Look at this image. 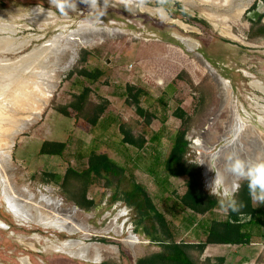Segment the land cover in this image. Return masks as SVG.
<instances>
[{
  "label": "rangeland",
  "instance_id": "obj_1",
  "mask_svg": "<svg viewBox=\"0 0 264 264\" xmlns=\"http://www.w3.org/2000/svg\"><path fill=\"white\" fill-rule=\"evenodd\" d=\"M208 1L97 0L86 5L77 0L76 10L61 14L49 0H0V109L7 118L4 128L12 130L11 142L0 153L4 154L9 182L17 192L39 203L45 204L47 198L56 201L59 217L76 205L70 214L83 228L69 234L19 219L0 197V221L6 226L0 227V264H137L138 258L159 251L158 242L147 235L153 225L159 230L157 222L149 216L140 218L136 208L122 198L134 183L142 185L164 214L176 242L204 240L200 223L226 217L219 204L202 214L180 208L177 201L186 189L187 177L172 176L162 166L144 172L136 165L137 156L125 161L127 171L111 176L109 186L105 179L96 178L86 190L93 205L80 207L70 199L78 180H71L66 187H62L60 176L42 180L43 169L48 167L43 158L35 156L43 140H66L69 152L63 155L59 173L66 168L77 170L78 144L86 141L88 134L73 123H83V119L71 108L66 116L56 108L67 106L84 83H94L77 73L67 76L70 71L100 68L103 74L97 85L104 92L117 84H133L137 75L148 83L154 99L150 106L153 128L145 135L148 148L134 149V154L139 152L145 158V164L149 154L153 164L156 155L162 164L174 135L182 128L189 141L183 160L198 166L206 193L210 194L207 185L215 177L209 168L213 163L222 171L224 157L233 152L244 158H264V37L249 38L259 17L264 21V0H249L239 15L233 9L246 0ZM210 11L231 16L216 22L204 14ZM71 31L78 32L69 36ZM189 39L195 47L185 42ZM217 81L225 84L223 90ZM35 84L54 88L43 109L23 122L29 113L12 104L17 94L29 95ZM90 97L98 103L95 100L101 101L98 97L102 96L95 92ZM176 106L184 109V121L172 117ZM125 108L134 113V106L126 104ZM126 119L132 126L129 130L143 136L144 125L131 116ZM155 127L160 131L153 137ZM115 152L119 161L127 159L124 151ZM32 213L30 209L27 215ZM121 223L123 228L118 227ZM130 233L139 241L127 243L134 237ZM187 251L199 264H216L219 257L228 258L226 264H243V245L218 248L215 253L224 256H209L205 249L201 253L195 248ZM262 251L264 262V248ZM97 255V261L90 259Z\"/></svg>",
  "mask_w": 264,
  "mask_h": 264
},
{
  "label": "trees",
  "instance_id": "obj_2",
  "mask_svg": "<svg viewBox=\"0 0 264 264\" xmlns=\"http://www.w3.org/2000/svg\"><path fill=\"white\" fill-rule=\"evenodd\" d=\"M200 23L205 24L204 19H197ZM249 33V38L264 37V21H260ZM77 73L92 81L97 80L102 74L103 70L100 68L87 69L82 68L77 71H70L67 76ZM127 97L126 101L133 104L136 110L144 115L145 124L150 123L149 112H143L140 109V100L142 90L131 85H126ZM91 89L84 86L78 93L73 94V99L67 106L56 108L63 115H69L68 108H71L77 115L81 116L90 124H94L98 116L103 112L106 100H101L98 103L90 101ZM174 116L180 120H185V111L177 106L173 111ZM123 133V141L132 145L140 147L144 143L143 136H134L129 130L121 128ZM158 133H154L153 137ZM151 137V138H153ZM189 141L186 138V130L184 128L177 130L171 143V147L166 158L163 161V168L172 176L185 175L186 189L184 193L179 196L178 205L180 208H188L197 213H205L212 210L217 204V199L206 193L201 188L200 169L196 164H186L183 160L184 153L187 150ZM65 147V142L57 140H43L40 143L38 153L40 154H60ZM122 169L116 165L105 153H91L88 157V166L77 171L72 168H66L64 174L60 177L62 187H66L71 180H78V187L70 197L78 206L89 208L93 205V201L86 198V190L96 178L101 177L105 182H109L106 177L107 174H116ZM58 175L53 172L44 171L42 173V180H54ZM125 203L133 206L139 213L140 218L149 216L154 219L159 230L153 225L152 233L147 232L150 240L158 242L160 250L149 255L142 256L137 259V264H199L195 262L189 255L188 249L195 248L199 253L203 252L208 244H248L251 235L247 230L245 224L255 220L256 209L253 207L251 198L247 189V183L241 181V188L237 195L238 202H243L244 208L239 213L227 212L224 219L211 218L205 219L200 223L202 232L205 236L204 240L199 242H176L172 238V233L165 219L164 214L159 211L152 200L148 196L143 187L137 183L133 184V188L124 193L122 197ZM243 217H248L243 220ZM161 232L162 236L159 234ZM209 259H207V262ZM223 257H219L216 264H222Z\"/></svg>",
  "mask_w": 264,
  "mask_h": 264
},
{
  "label": "crops",
  "instance_id": "obj_3",
  "mask_svg": "<svg viewBox=\"0 0 264 264\" xmlns=\"http://www.w3.org/2000/svg\"><path fill=\"white\" fill-rule=\"evenodd\" d=\"M138 76L140 77V75H137L136 82H133V84L130 83L128 85L134 86L135 88L142 90V96H141V100L139 103L140 109L143 112L147 111L151 114L150 106H151L152 101L154 100L152 99L153 95L150 89H148V83H146L145 79L141 77L140 79H138ZM89 81L94 82V83L93 84L84 83V86L90 87L91 89L90 94L95 93V92L98 93L100 96H102L98 98H100L101 100H106L107 103L105 105L103 112L98 116L94 124L88 123L83 118H82L83 123H80V122L73 123L74 124L73 127L84 129L86 133L88 134L86 141L84 140L79 141V144H78L79 149H77V153L75 154V156L78 157V162L80 165L75 168L77 170L85 169L88 166V157L91 153L93 152L98 153V154L105 153L109 159L115 162L116 165H118L122 169L121 172H115L116 174L106 175V177L109 180L107 186H109L111 184V180H110L112 178L111 176H114V175L116 176L121 173L125 174V172L127 171L126 170L127 163L125 161H128L129 159H134L135 156H137V160H138L136 161L137 162L136 165L138 166L139 169L143 170L144 172L146 170L150 171L153 168V166L155 167V169L156 167L162 166L163 163L158 164V162H160V157L158 155L155 156V159H154L155 162L153 164L152 155L149 154L148 159H147V164H145L146 162L145 158L142 157V155H140L139 152L134 154V149L137 151H144L146 150V148H148L147 146L149 143L148 141L145 140V135L148 131L151 132L152 130L151 128L153 127H151V123H152L151 120L149 124H145L144 115L139 113L133 104H130V105L134 106V113H128V110L125 108V105L129 104L126 101V97H127L126 85L127 84L123 86L120 84H117L115 88H113L111 91L104 92L97 85V80L92 81L89 79ZM79 91H77L76 93H78ZM89 98L91 102H94L92 101L90 96ZM95 102H99V101L95 100ZM175 108L172 110L171 115L172 117L179 119L173 114V111L175 110ZM123 114L125 117H123ZM130 116L135 120L134 122H136L137 120L138 122H140V125H144L140 131L143 135L144 143L140 147H137L135 145H132L128 142L123 141V133L121 131V128L123 127L126 130H129L130 128H132V126L126 123L127 121L126 117H130ZM153 117H154L153 114H151L150 118L152 119ZM123 123L126 125L123 126ZM153 130H154V133H158V130L160 131V129H157L156 127ZM129 131L130 133L133 134V130H129ZM74 132L76 133L77 131L75 130L73 131V133ZM49 140H53V139H49ZM57 141L65 142V147L60 154H40L38 153V150H37L35 152V156L40 160L41 158H43L42 161H44L45 165L48 167L47 169H49V170L43 169L44 171L56 173L58 177L59 176L61 177L64 174L66 169H64L63 173L60 174L59 173L60 163L62 161L64 153H66V150H68L67 148L68 143L66 140H57ZM115 151H124L127 159L119 161V159L116 158L115 156V153H116ZM42 156H47V157H42ZM79 157H82L84 159L83 163H80L82 162V160H80ZM139 160H143L142 163ZM50 169H54V170H50ZM252 205L256 209V217L254 221H251L245 224L247 230L249 231L251 235V238L248 244H243V257H242L243 259H241L240 262H242L243 264H264L263 260H261V254H263L262 250L264 248V244H263L264 243V205L260 204L256 206V204H254L253 202H252ZM121 214L122 213H118V215H121ZM118 227L123 228V224L122 223L119 224ZM134 237H136V240H139L136 235ZM228 245L240 246L238 244H208L205 250L208 252L209 256L213 254H215V256H219V255L224 256L223 254H218L215 252L218 248H221L222 246H228ZM223 258H224L223 264L228 263L229 259L226 257H223ZM234 260L232 261L234 262Z\"/></svg>",
  "mask_w": 264,
  "mask_h": 264
},
{
  "label": "bare ground",
  "instance_id": "obj_4",
  "mask_svg": "<svg viewBox=\"0 0 264 264\" xmlns=\"http://www.w3.org/2000/svg\"><path fill=\"white\" fill-rule=\"evenodd\" d=\"M225 1H228V0H220V3L223 4ZM248 1L249 0H246V2H243L244 4L239 5L237 8L233 9V11H235L236 14L239 15L242 12L243 8L245 7V5L247 4ZM213 2L217 3V0L213 1ZM215 3H214V5H216ZM155 10L159 11L160 15L162 17H164V18L167 17L165 12H163L161 9H155ZM204 14L208 18L214 19L216 22L221 21V20H227L228 17L231 16V13H227V14L225 13L224 14V13H217L214 11L204 12ZM78 31H80V30H78ZM78 31H71L69 36H72L73 34L77 33ZM64 39H66V37ZM182 42H183V40H182ZM185 42L191 48L196 46V43H194L190 39L185 40ZM54 43H55V40L47 42L46 45H51ZM217 82L220 86V89L223 90L225 88V84L221 81H217ZM53 88H54V86H52V85L46 89L40 88V85L35 84L30 89L29 95L25 94L26 96H20L17 94L15 101L13 102L12 105L16 106L18 109L22 110L23 112L29 113L27 115V117L22 119L23 122L24 121L29 122L28 120H31V118L33 116H36V114L43 109V107L46 105L48 98L50 97V94H51V91L53 90ZM6 119L7 118L3 116V113L0 109V128H4V123H5ZM18 124L20 125L21 123L18 122ZM10 129L11 128L2 129V130H4V133H0V149L4 148L5 146H7L11 142L10 137H12V134H11L12 130L9 131ZM5 131H6V133H5ZM14 133H16V131ZM3 160H4V154L2 152V153H0V193H1L0 197L7 203V205L13 211L14 215L17 218H19V219L21 218V219L27 220V221H32L36 224L42 225V227H54V228L58 229L59 231H64V232L69 233V234L75 233L78 231H82L83 228L79 224H77V222L76 223L74 222L73 216H71V214H70L77 209V207H75V205L73 206V209H71V210H67L65 212L62 211V213L64 215H62V217H59L58 215H56V213H59L61 211L58 208H56V201H54L53 199L47 198V199H45V202H44L45 204H43V203L37 202V200H33L32 198H29L28 196L20 194L12 186V183L9 182V178L7 176L8 174L6 173V170L4 168L5 165H4ZM30 209H32L33 213L31 215H27L28 211ZM132 235L135 236V234L130 233V236H132ZM135 240H136L135 237H131V239L126 240V242L129 244L135 243V242H133ZM136 241H139V240H136ZM68 242H71V241L69 240ZM57 247L59 249L61 246H57ZM61 249H64L68 252H73L70 249H66L64 247H61ZM80 249H81V247H80ZM73 253L75 255H82L83 251H74ZM99 257L100 256L97 255L95 257H91L90 259L93 261H97L99 259Z\"/></svg>",
  "mask_w": 264,
  "mask_h": 264
},
{
  "label": "clouds",
  "instance_id": "obj_5",
  "mask_svg": "<svg viewBox=\"0 0 264 264\" xmlns=\"http://www.w3.org/2000/svg\"><path fill=\"white\" fill-rule=\"evenodd\" d=\"M86 5H94L97 0H80ZM51 7H55L61 14H68L77 8V0H49ZM217 157H214L215 161ZM215 172L214 179L207 185L210 195L217 197V202L224 212L239 213L245 207L238 202L237 195L241 188V181L247 183L250 198L256 206L264 204V158H244L238 153H230L224 157L223 170L215 163L209 167Z\"/></svg>",
  "mask_w": 264,
  "mask_h": 264
},
{
  "label": "flooded vegetation",
  "instance_id": "obj_6",
  "mask_svg": "<svg viewBox=\"0 0 264 264\" xmlns=\"http://www.w3.org/2000/svg\"><path fill=\"white\" fill-rule=\"evenodd\" d=\"M1 224L3 225L4 228H6L5 224L2 221H0V227L2 226ZM65 242H68V241H65Z\"/></svg>",
  "mask_w": 264,
  "mask_h": 264
},
{
  "label": "water",
  "instance_id": "obj_7",
  "mask_svg": "<svg viewBox=\"0 0 264 264\" xmlns=\"http://www.w3.org/2000/svg\"><path fill=\"white\" fill-rule=\"evenodd\" d=\"M75 207H77V206L75 205Z\"/></svg>",
  "mask_w": 264,
  "mask_h": 264
}]
</instances>
